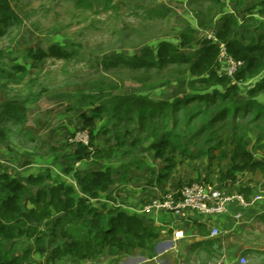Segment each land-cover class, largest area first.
<instances>
[{
	"label": "rangeland",
	"instance_id": "374dc122",
	"mask_svg": "<svg viewBox=\"0 0 264 264\" xmlns=\"http://www.w3.org/2000/svg\"><path fill=\"white\" fill-rule=\"evenodd\" d=\"M9 2L17 18L0 24L4 30L0 35V101L15 98L23 103L25 112L20 114L21 118L7 121L8 116L1 112L4 111V106L0 109L3 115L0 119V128L6 135V139L0 141V155L7 153L18 159L12 162L3 158L0 166H5L4 168L11 170L14 176L16 174L24 179L30 172L51 174V177L41 185L26 184L30 189L26 196L28 198L25 197L29 208L40 209L43 205L35 204L32 198L30 199L31 193L36 194L41 187L50 190L59 182L66 183V177L71 176L75 169L86 171L87 166L77 168L80 161L70 157L78 148L74 139L83 131L84 114H88L102 101L109 99L111 94L135 92L138 95H148L154 101L172 102L189 92L212 91L200 83L192 84L200 75L192 73L189 64L168 63L162 67L136 69L126 64L124 59L133 56L148 57L151 52L155 55L157 47L159 48L163 41L174 43L185 55L195 54L207 41L222 42L227 49V41L219 36L223 28L221 25L226 21L225 15L240 20L238 26L232 25V34L228 40L237 39L250 44L255 42L254 40L258 39L264 30V26H261L264 24L263 0H248L244 7L239 6L234 0H9ZM248 9H251V13H248ZM251 17L259 21L251 22L249 20ZM245 25L249 29L247 32ZM56 44L64 48L66 54H52V46ZM31 48L42 49L51 54L33 58L30 55ZM219 57L220 50L217 56L218 65ZM107 59H114L118 65H107ZM18 65H25L28 71L23 72ZM218 72L220 73V69ZM263 76L264 68L245 81L235 80L241 89L238 97L252 106L253 103L264 106V93L251 96L247 92ZM177 110L176 130L182 135L183 142L190 145L194 157L179 152L176 154L168 152L166 157L172 155L175 166L163 176L162 188L153 186L158 176L164 175L163 168L172 162L166 161L164 157H156V151L149 149L153 138H149L147 136L149 130H145L139 135L140 142L137 145H133L132 140H129L112 159H99L97 165H103L102 170L111 167L117 181L111 188L112 192L108 194L100 192L99 199L88 196V205L101 211L122 209L126 205L125 201L131 200L128 197L131 194L126 192L128 196L119 195L122 186L117 183L120 180H127L128 177L131 192L134 189L150 187L151 193L156 194L153 193V196L150 194L144 199L146 201L133 203L131 210L137 215L159 212L153 209L147 212L144 207L191 181H200L239 193H243L248 187L258 189L264 186V170L242 167L239 161H233L231 152L232 128L235 125H243L248 130L249 151L255 159L264 162L263 118L256 120L249 114L245 118L237 116L233 121H230L232 119L218 121L215 118L214 107L196 100L190 101L186 106L178 105ZM243 110L244 106L240 108L241 112ZM156 121L161 123V117ZM105 124L106 119L97 122L94 133L89 138V142L92 140L94 144L91 151L97 148L105 150L116 144L114 133L108 132ZM131 128L133 126L129 127ZM133 131L134 137L138 135V131ZM213 135L215 138H212ZM219 135L227 137L230 143L228 155L223 158L220 153L223 147L219 146V140L216 138ZM210 147L217 148L215 149L217 151L211 153L213 154L211 161L212 157L210 158L208 154ZM85 159L89 160V165H96L93 161L94 156ZM126 174L128 176L124 178ZM156 188H159L160 193ZM109 193H112V198H108ZM50 196L51 194L47 200ZM49 207L50 215L41 221L42 230L47 232L46 240L50 237L49 242L53 239L55 244L58 241L60 243V239L64 237L63 233H66L65 229L75 236H83L81 220L77 216L67 212L59 213L55 204ZM58 215H62V225L57 231L52 232L49 227L51 225L44 223L55 220ZM182 245L189 247L188 242L185 245L180 244V247ZM180 247L178 244L168 252L171 254L172 251L177 252H175L177 264H195L194 260L204 261L203 263L223 261L218 255L207 257L204 251L197 254L183 251ZM49 253L47 252L43 264H53L58 259H51ZM29 254L27 257L31 258L32 255ZM109 255L103 254L102 257L100 254L92 258L72 257L73 261L68 259L63 264H122L120 260L122 253L119 258L112 257L110 253ZM243 256L248 259L247 264H252L253 254ZM206 258L210 260H205Z\"/></svg>",
	"mask_w": 264,
	"mask_h": 264
},
{
	"label": "trees",
	"instance_id": "16d2710c",
	"mask_svg": "<svg viewBox=\"0 0 264 264\" xmlns=\"http://www.w3.org/2000/svg\"><path fill=\"white\" fill-rule=\"evenodd\" d=\"M234 1L241 7L248 3V0ZM250 10L248 9V13H251ZM14 17L17 18V14L9 0H0V24L10 22ZM224 18H226V21L222 25L223 28L219 36L227 41L228 52L233 57L244 61L243 66L233 77L227 75L224 71L218 72L220 65L217 64V56L220 47L214 41L213 43L207 41L192 55H185L174 43L163 41L159 44V48L157 47L155 55L151 52L148 57L138 58L133 56L124 59L127 62L126 64L136 69L152 66L162 67L168 63L189 64V70L200 75L197 81L192 82V84L200 83L206 89H212V91L206 93L189 92L172 102H169V100L154 101L148 95H138L135 92L111 94L109 99L102 101L88 114H84L82 130H88L90 136H92L97 122L106 119L105 128L108 132L114 133L116 144L110 145L105 150L97 148L95 151H91V146L94 145L92 140L88 145L79 142L77 143L78 148L70 157L75 161H81L94 156V164H98L99 159H112L117 151L127 145L129 140H132L133 145H137L140 142L139 135H142L143 131L149 130L147 136L153 138L149 149L156 151V157H164L166 161L172 162L163 168L165 173L158 179L162 181L163 176L167 175L175 166L172 155L166 157L168 152L170 154L179 152L194 157L190 145L183 142L182 135L176 130L178 105L186 106L192 100L201 101L214 107V110H216L215 118L218 121H227L228 119L233 121L237 116L245 118L249 114L253 115V119L256 120L259 118L264 119V106L260 103H253L252 106L251 103L241 100L238 97L241 89L239 84L235 82V80L245 81L264 68V30L259 34L258 43V39L250 44H244L237 39L228 40L232 34V25L238 26L239 21L234 16L225 15ZM249 20L251 22L255 21L254 23L259 21L254 17L249 18ZM261 26H264V24ZM261 26L258 28L260 29ZM245 30L246 32L249 30L247 25H245ZM3 33L4 30L0 26V35ZM184 37H186L185 33ZM47 54H51V52H45L42 49H30V55L33 58L44 57ZM52 54L64 55L66 51L56 44L52 46ZM106 62L109 66L118 65L114 59H107ZM18 68L25 73L28 71L25 65H18ZM247 92L251 96L264 93V76L255 82L254 86L250 87ZM2 106H4V111L1 112L8 116L7 121L19 119L22 116L20 114L25 112L23 103L15 98L0 101V109ZM242 106H244V110L241 112L240 108L242 109ZM1 112L0 119L3 118ZM158 117H161V123L156 121ZM132 126L133 128L129 129ZM133 130L138 131V135H135V137ZM197 134L199 133L197 132ZM232 136L231 152L233 161H239L242 167L247 169L255 170L259 168L264 170V162L255 159L248 149L250 139L245 126L235 125L232 128ZM212 138H215L214 135ZM216 138L219 140V146L223 147L220 149L221 157H226L230 144L228 138L220 135ZM5 139L6 135L0 128V141ZM215 149L217 148L210 147L208 153L210 158L213 156L211 153L217 151ZM211 160H213V157ZM76 176L81 192L89 194L92 198L98 197L102 191L109 190L115 183L114 172L111 167H107L105 170H91L84 173L77 171ZM228 176L226 175V177ZM48 177H51L49 172L46 174H30L24 179L21 176H14L6 171H0V264H26L27 254L30 251L24 250L21 256L16 254L17 243L24 236L35 238L38 250H46L44 243L47 232L43 231L44 229L42 230L41 221L45 216L50 215L51 209H49V206L54 204L59 213L67 212L77 216L81 220L84 234L83 236H75L65 229L64 232L68 233H63L66 239L62 245L52 250L50 253L51 259L65 255L92 258L104 251L119 256L121 253L136 249L153 250L159 236L156 227L147 225L137 215L125 211L116 209L101 211L96 207H91L88 205V199L76 197L77 189L74 186L64 182H59L50 190L41 187L36 194L31 193L30 199L32 198L31 200L39 206L43 205L40 209L38 207L29 208L27 205L28 200L27 202L25 200L28 198L26 196L30 193V189L26 184L41 185ZM50 194L51 196L47 200ZM45 224L51 225L49 227L52 232L57 231L59 226L62 225V218L52 219Z\"/></svg>",
	"mask_w": 264,
	"mask_h": 264
},
{
	"label": "crops",
	"instance_id": "0c3cea01",
	"mask_svg": "<svg viewBox=\"0 0 264 264\" xmlns=\"http://www.w3.org/2000/svg\"><path fill=\"white\" fill-rule=\"evenodd\" d=\"M239 18V17H238ZM240 22V20H239ZM222 26V25H221ZM240 41V40H239ZM246 41V40H245ZM246 44V42L241 41ZM2 158H6L8 161L14 162L13 156L4 153L1 154ZM92 163V162H91ZM90 162L88 159L80 161L77 163V168L83 167L86 171H81L82 173L91 171V170H102L103 165H89ZM1 165V164H0ZM5 166H0V171H6L12 175L13 172L11 170H6ZM7 168V167H6ZM80 171L79 169H75L72 175H68L66 178V183L74 186L77 189L76 197H83L88 199L89 194L82 193L79 189V182L76 176V172ZM38 173V172H37ZM36 172L27 173L26 176L30 174H37ZM16 175V174H15ZM128 176L124 175V178ZM161 175L158 176L155 181V185L158 187L161 186L162 181H159ZM127 180H120L117 184L122 186L119 195L124 197L127 193L131 194L128 196L131 200L128 199L126 205L122 209H118L120 211H125L129 214H134L131 210L134 202L146 201L144 200L146 197L153 196L155 192L150 191V187H146L145 189H138L133 192L130 190V185ZM117 180L115 179V182ZM192 182V181H191ZM158 183V184H157ZM157 184V185H156ZM115 183L112 185L114 186ZM111 186V188H112ZM104 191L103 193L108 194L112 189ZM158 191L159 188H156ZM244 195L245 197L252 201L257 194L263 195L262 198L257 200L255 203L246 206L240 207L239 205L233 203L230 204L228 210L222 214H204L197 210L188 209L184 210L181 213H173L168 211H159L151 214H143L137 215L140 217L147 225H151L159 229V236L157 242L152 249H136L131 252H125L121 256L120 260L122 264H177L175 259L176 253L172 251L168 253L170 249L174 246L180 247V244H184L188 242L189 247H183V251L186 252H205L207 257L210 255H218L221 256V259L229 264H242L241 258L244 257L243 254H251L254 255V260L252 264H264V186L259 187L258 189L248 187L245 189ZM112 192V191H111ZM159 192V191H158ZM154 193V194H153ZM160 193V192H159ZM112 198V193H109ZM156 195V194H155ZM252 195V196H251ZM116 198V197H114ZM113 198V199H114ZM134 198V199H133ZM99 199V196L96 197ZM133 199V200H132ZM116 200V199H115ZM114 202V200H113ZM123 206V205H122ZM58 217L62 218V215H58ZM57 217V218H58ZM56 218V219H57ZM55 219V220H56ZM63 220V219H62ZM45 224V223H44ZM43 226V223H42ZM213 229H217L219 231L218 235H213ZM177 233H181L182 236L180 238L176 237ZM47 237V242L44 243L46 247V251L40 252L38 251L37 243L35 238L24 236L18 241V250L16 254L21 256L24 250H29L32 255L31 258H27L26 264H43L45 261V257L47 252H52V250L62 245L66 239V237H62L55 244V240ZM58 238H60L58 236ZM191 242V243H190ZM187 246V245H186ZM49 253V254H50ZM109 255L107 251L101 253ZM171 254V255H170ZM194 254V253H193ZM238 255V256H237ZM110 256V255H109ZM195 256V255H194ZM198 255H196L197 257ZM73 255H65L58 259L53 264H63L66 260H72ZM112 257L119 258L117 255H112ZM239 257V258H238ZM67 258V259H66ZM103 259V258H102ZM43 260V261H42ZM194 260V259H193ZM204 260V259H203ZM205 260H210L206 258ZM195 264H203V262H199L194 260Z\"/></svg>",
	"mask_w": 264,
	"mask_h": 264
},
{
	"label": "built area",
	"instance_id": "2783aa9c",
	"mask_svg": "<svg viewBox=\"0 0 264 264\" xmlns=\"http://www.w3.org/2000/svg\"><path fill=\"white\" fill-rule=\"evenodd\" d=\"M220 47V72L224 71L227 75L233 77L236 72L243 66L244 61L233 57L222 42L216 41ZM222 68V69H221ZM90 134L88 130L78 133L74 139L75 142L89 144ZM0 157V163H3ZM1 163V164H2ZM263 195L257 194L252 201H249L243 193L223 190L216 185L193 181L183 184L176 191H171L162 199L157 198L152 203L146 205L145 211H168L181 213L184 210L193 209L204 214H222L228 210L230 204H237L240 207H246L262 198ZM219 231L213 229V235H218ZM181 233L176 237L180 238ZM242 264H247L246 257L241 258ZM203 264H229L225 261L209 262Z\"/></svg>",
	"mask_w": 264,
	"mask_h": 264
}]
</instances>
